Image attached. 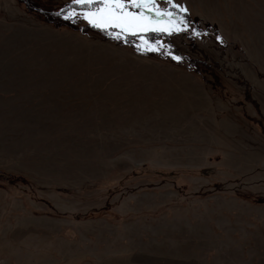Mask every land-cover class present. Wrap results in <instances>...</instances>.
Returning a JSON list of instances; mask_svg holds the SVG:
<instances>
[{
	"label": "rangeland",
	"instance_id": "374dc122",
	"mask_svg": "<svg viewBox=\"0 0 264 264\" xmlns=\"http://www.w3.org/2000/svg\"><path fill=\"white\" fill-rule=\"evenodd\" d=\"M33 1L71 3L0 0V264H264V0L143 41Z\"/></svg>",
	"mask_w": 264,
	"mask_h": 264
},
{
	"label": "snow or ice",
	"instance_id": "6c2138e0",
	"mask_svg": "<svg viewBox=\"0 0 264 264\" xmlns=\"http://www.w3.org/2000/svg\"><path fill=\"white\" fill-rule=\"evenodd\" d=\"M167 3L170 9H179L181 13L187 11L173 0H167ZM56 15H63L65 20L82 17L88 25L101 32L118 30L115 32L117 39L121 33L140 35L143 41V34L147 32L171 36L189 30L182 15H178L176 11L160 9L157 0H71V3L56 12ZM193 35L200 34L193 32ZM146 46L150 50H156L150 45ZM172 58L181 59L179 56Z\"/></svg>",
	"mask_w": 264,
	"mask_h": 264
},
{
	"label": "trees",
	"instance_id": "16d2710c",
	"mask_svg": "<svg viewBox=\"0 0 264 264\" xmlns=\"http://www.w3.org/2000/svg\"><path fill=\"white\" fill-rule=\"evenodd\" d=\"M33 2L35 5H33L29 2H24V4L26 5L27 9H29V10L36 12L38 14H41V15H43V14L46 15V17L48 19H50V21H54V22L61 23V24L67 23L68 20H65L63 18V15H60V16L56 15V12L60 11V9L64 7V5H62L60 7H56V9H52V7H50V5H48V4L41 6L39 3H36L35 1H33Z\"/></svg>",
	"mask_w": 264,
	"mask_h": 264
}]
</instances>
